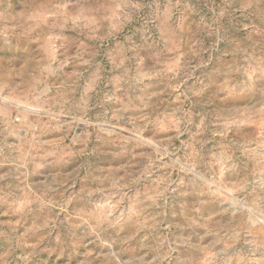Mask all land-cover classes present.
<instances>
[{
    "label": "rangeland",
    "instance_id": "obj_1",
    "mask_svg": "<svg viewBox=\"0 0 264 264\" xmlns=\"http://www.w3.org/2000/svg\"><path fill=\"white\" fill-rule=\"evenodd\" d=\"M0 264H264V0H0Z\"/></svg>",
    "mask_w": 264,
    "mask_h": 264
}]
</instances>
